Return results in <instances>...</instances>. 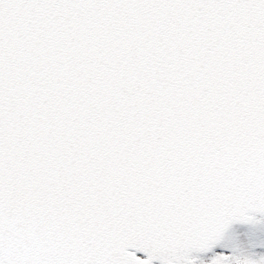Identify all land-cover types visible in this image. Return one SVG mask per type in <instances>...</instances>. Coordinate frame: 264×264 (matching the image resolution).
<instances>
[{
	"label": "snow or ice",
	"instance_id": "1",
	"mask_svg": "<svg viewBox=\"0 0 264 264\" xmlns=\"http://www.w3.org/2000/svg\"><path fill=\"white\" fill-rule=\"evenodd\" d=\"M0 264H264V0H0Z\"/></svg>",
	"mask_w": 264,
	"mask_h": 264
}]
</instances>
